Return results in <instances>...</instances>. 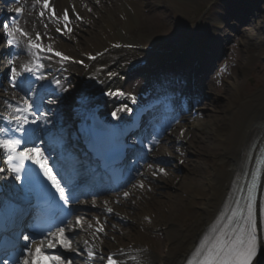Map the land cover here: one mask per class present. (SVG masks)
Instances as JSON below:
<instances>
[{
    "label": "bare ground",
    "instance_id": "bare-ground-1",
    "mask_svg": "<svg viewBox=\"0 0 264 264\" xmlns=\"http://www.w3.org/2000/svg\"><path fill=\"white\" fill-rule=\"evenodd\" d=\"M148 1L149 0H51L50 6L54 7V5H56L58 9H60L59 12L57 11L59 18L60 16L64 17V12L65 10H67L68 18L70 21L66 22L67 26L69 24L72 25L77 19H79L81 23H89L87 27H85L84 23V27H80L77 31H74L73 34L75 35H69L64 32V29L60 28L61 33H63L62 35L64 39H73L79 33H85L86 35L88 34V37L80 36L81 38L83 37L80 44L84 45L87 43L90 46L89 48H92L94 50L96 49V52L94 51L93 53L90 51V49L88 50V52L90 51V53H92L90 56H98L95 58L99 59L98 62L110 61L114 63L113 67H120L122 58L126 55L130 56V54H134L133 52L135 51L130 50L126 53L123 47L125 48V44L127 45V43L125 42L124 44L120 40L113 41V43L119 45V47L115 49L105 50V48H101L105 40L107 41L109 37L108 35L103 34L105 31L103 32L101 27L102 25L108 23L106 14L110 15L114 22L122 27V32H126L128 36L129 34H133L134 32H136L137 29V27H132L133 20L130 18V11L137 14L138 19L140 20V25H142V27H146L150 23L151 19H160L159 14H151V12L154 11V6ZM3 6L5 7V5ZM97 6L102 7L103 12L97 13ZM123 6L124 8H122V12H124L123 14L125 15L126 23L124 25H121L120 8ZM229 6L231 7L230 10L232 12V22L235 21L236 17L240 15L239 13L247 10V5H240L237 8L233 7L232 4H230ZM126 7H128L130 11L125 9ZM1 9L2 6L0 7V12L2 11ZM6 9L7 13H16L17 9L24 10L23 18L20 21V26L22 27V25H24L25 28L22 27V29H24V31L28 34V37L35 40L38 33L40 36L47 38V40H51L52 33L55 32V22L46 17H39L36 12V0H22L19 3H16L15 0H12L8 3V7ZM109 26H111V28H114L112 24H109ZM84 28H88L89 31L85 30ZM262 30L263 29H261L259 26L255 25L254 21H249L246 25L241 26L239 28V31L243 41L242 46L245 49L249 48L251 44H254V42L259 39ZM99 38H105V40H99ZM28 40L29 39L26 37L19 40V55L15 60L16 66L22 67V65L27 63L29 58L33 56L31 51L27 48ZM64 42H60L61 48H69V45ZM113 43H111L110 46ZM133 45H135V43ZM119 48H121L122 50ZM248 52V55H250V57L247 58L246 62H242V68L246 65H249L248 61L253 58V52H250L249 49ZM78 56L80 55L78 54ZM96 64L94 62L91 65V70L83 75L81 83L79 82V80L77 81L73 77L74 69H70L68 66H66V69L63 70V73L60 76H53L54 78H56V81L59 80L60 85L58 86L56 83H50L49 85L56 93L55 96H53V100L56 101L54 105L57 106L56 109H51L49 111L50 113L54 115L64 116L67 122H72L77 125L82 121V119L85 118V115L93 113L95 109L99 107L98 103L93 104L92 100L102 93L100 92V89L106 86L105 82H103L102 79L105 77V74L110 72L104 73L99 71L98 69L104 65L96 66ZM240 85L241 83H239V79L237 77L234 78L232 82H228L225 91L226 95H223L220 98L218 97L219 99H217L216 101L217 106L216 108L214 107V113L212 115L210 114L206 118L204 116L203 119L205 120H203L200 125H195L193 122L194 119L191 116L184 117L185 122L182 123L181 128L186 130V132L182 134L183 136H179V139L182 141H187L188 139L193 140L195 143V148L198 150V155H202L204 151H208L207 153L214 155L216 157L214 163H216V166H218V172H209L208 174L206 173V179L208 182H210L211 185L209 190L204 189L201 186L196 188L198 193L195 194L197 196H202L204 199L203 207L205 213L203 221L196 222L197 235L195 239H192V234L195 231V227L194 230L188 231L186 235H184L185 237H183V239H181L182 237L179 233L174 234L172 232L174 231L173 228L170 227L168 233L169 235H171L173 242H175V248L172 252H170V256H168L167 261L169 264H186L190 257V254L192 253L193 249H195L197 242L201 239L202 235L206 232V230L209 228L211 223L215 220L218 213L220 212L221 207L223 206L227 195L230 192L233 180L245 159L246 152L248 151L251 143L262 132H264V92L255 96H251L250 98H245L244 95H237ZM41 92L44 91H40V94ZM234 93H236V95H234ZM87 96H91V99L89 100L91 101L89 106L86 102ZM74 98L76 99V102ZM214 98L217 97H213L212 93L208 94L206 98H203V106L206 107V103L211 104L212 100H216ZM118 103L119 101L117 99L109 100L108 107L112 108V106H115ZM68 104L73 105L71 106V111H61L59 109V107L64 105L67 106ZM224 106L225 108L228 107L227 110L230 109L227 114V110L223 111L222 109ZM220 113L225 114L224 117L220 116ZM110 115L111 114H109V116ZM226 128H228V132L226 131ZM209 130L210 133L208 132ZM224 143L226 144L223 145ZM222 146L227 147L224 152L221 151ZM157 152H159L160 154L156 156L153 155L154 159L161 158L168 154L175 155V153H180L181 151L171 144H168L167 142L165 145L161 146L159 151ZM78 161H80V159H78ZM165 161H167V159H165ZM190 162L194 163L195 161ZM203 164V162L200 163L199 161L195 165L197 171H195V176L192 177L184 176L182 178L181 176L177 175L174 168L170 166L169 169H166L167 175L160 174L161 177H159L155 174L149 175L142 173L141 176L144 177H141V179H143L144 181V186L153 184L152 191H154L158 189L155 182L158 181L157 183H159L160 181V183H167L170 180L181 177L182 185L185 184L187 187H190V189L195 191V187H193L194 182H200V184H202L203 181V178L201 179L202 174H200L204 172L201 171L204 169ZM150 197L151 196H146V198H144V204L143 202H135L134 200L133 205H126V208H122L123 204H121V206H118L117 203L119 199L116 195H108L96 200H100L110 206L121 208L126 215H132L136 218L141 217V214H139L138 210L141 207L145 206L146 203L151 204L152 208L154 207L156 208V210H160L163 207H168L162 204L161 201L159 202L155 198L152 199ZM166 200L167 203L171 204V210L174 211L179 207L180 203L185 201L182 197H175V199H173L172 197H167ZM93 205L95 204L91 205L93 209L100 208L99 204L95 206ZM159 207L160 209H157ZM142 222L146 224V226L148 225L146 220ZM113 226L117 225L114 224ZM113 226L109 228L110 236L114 237L113 232L114 234H117V232L119 233L118 236L115 237V240L109 241L105 238L102 239L100 238L99 234H95V236L92 238H87V236L84 235V231H89L90 229L87 222H85L84 220L82 229H80L79 234L76 235V239L73 245L74 250L67 252L68 256L78 255V260L82 261L83 249L85 250V248H88L90 246L89 244L94 243L95 239L97 240V246H102L105 249H115V245L118 242L126 241L128 238H132V236H134V232H138L131 226L125 229H119L118 231L115 230ZM73 235H75V233H73ZM185 240H188L186 244H184ZM185 247H188L187 251L181 258H178L179 254L184 251ZM89 250L94 251L93 248H90ZM122 259L125 260L126 258L122 256ZM127 259L130 261V264H153L155 260L148 253H144L143 251L136 253L135 256H130ZM78 260L73 261V264H86L78 262ZM254 264H264V251H262Z\"/></svg>",
    "mask_w": 264,
    "mask_h": 264
},
{
    "label": "rangeland",
    "instance_id": "rangeland-1",
    "mask_svg": "<svg viewBox=\"0 0 264 264\" xmlns=\"http://www.w3.org/2000/svg\"><path fill=\"white\" fill-rule=\"evenodd\" d=\"M256 1L257 4L260 5V9L257 12V18L252 20H255L254 21L255 25L263 29L260 33L261 38L259 37V39L254 42L255 45L251 44L247 49H245L242 46L243 41L240 34H237L236 37H232L231 39H228V41L226 42L228 51L224 59L222 60L223 66L218 70L216 69L214 72H212L211 76L208 77L207 75L203 77V81L205 82L204 88L206 91V95L212 93L213 97L216 96L217 98H214L216 100H212L211 104L206 103L207 104L206 107L203 106L201 108V111L200 110L197 111L198 114L196 117H194V121H193L195 125H200V123H202V121L205 120L203 119L204 116L206 118L210 114L212 115L214 113L215 108L217 106L216 103L217 99H219L223 95H226L225 91L228 82H232L236 77L239 79V83H241L240 87L238 88L239 92H237L238 93L237 95H244L245 98H250L251 96H255L264 92V0H256ZM148 2L153 4L154 6V11L151 12V14H155V15L159 14L160 19L159 20L157 18L151 19L150 23L146 27H142V25H140V20L138 19L137 14L133 13L132 11L129 10L128 7H126L125 9L131 12L130 18L133 20L132 27H137L136 32H134L133 34H129L128 35L129 37L127 36L126 32L124 31L122 32V27L119 26L117 23H115L114 20L108 14H106L108 23L101 26L103 32L105 31L103 34L109 36L107 41L105 40V38L104 39L99 38V40L100 39L105 40V42L101 47L102 49L103 48L109 49L111 48L109 46L111 43H113V41L120 40L123 43L125 42L127 43L125 48L126 53L127 51L130 50L135 51L133 52L135 54L134 58H131V56H127V55L124 56L122 58L123 60L121 66L115 67L114 69L111 70L110 73V75L112 74L117 75V78L114 79L113 82L114 84L111 85L112 86L111 88H108V91L114 92L113 86L115 85L117 86L118 91H122L126 89V93L128 95L127 103L129 101L131 94H136L139 98L142 99L143 94L141 92L137 93L136 90L138 89L140 91L139 86L149 83L148 79L146 78V74L148 73L152 74L157 72L154 71V69L145 70L139 72L131 79L129 78L130 80L128 81L127 72L129 70L130 65H132L138 60L146 59V58L148 59L151 58L152 61H154L153 59L156 58V52H157L156 48H159L160 44H162L160 48L163 49L168 48L167 45H163L166 44L167 42L171 46H173L175 50L183 48L187 43L191 42L192 39L195 38L197 31H199V33H202V40L199 41V50H201L202 47H205L207 45V43L210 41L211 38L216 37L215 39L218 40V36L222 34L220 28L223 26L226 27V24L223 22L225 18L223 17L227 16L226 8L229 5V3L231 4L240 3L237 0H224V1L222 0L219 3L218 7L212 12V14L204 18L205 19L204 22H201L202 19L199 18L200 13L210 2V0H149ZM53 8L58 12L60 10L56 5H54L52 9ZM122 8H124V6L120 8L121 11L120 22L121 25L122 24L124 25L126 22H125V15L123 14L124 12H122ZM97 9H98L97 13L103 12L102 7L97 6ZM41 12L42 11L40 7V2L39 3L37 2V13L40 15ZM242 16L246 18H251V17H247V15L245 14H243ZM84 23H85V27H87L89 24L88 22L81 23L80 20L77 19L74 21L72 25L69 26L71 29L73 28L74 31H77L78 28L84 27ZM109 24H112L114 28H111ZM19 27L22 29L24 25H22V27L19 25ZM57 28H62L61 24L56 23L54 27L55 32L52 33L51 40H47V38L40 36L41 37L40 41H36V39L35 40L31 39V41H34L36 43H41L42 46H44L45 48L51 47L55 52H60L64 56L70 57V60L69 61L62 60L61 58L56 57L48 52H38V50L30 47V40H28L27 48L31 51L33 56L30 57L28 63H26L25 65L29 67H35L38 64L45 66V70H43V74L45 76V80L43 82L45 83V85L43 84L44 86H47L48 83H56V78L54 77L52 78V76L54 75L56 77L60 76L63 73V70L66 69V66H68L70 69H74L73 77L77 81L79 80V82L81 83L82 82L81 78L90 69L89 66L92 62L87 57H89V55H91L94 51L96 52V49L94 50L92 48H89L90 46L87 43L84 45L80 44L83 37H88V34L86 35L85 33H79L73 39L72 38L64 39L63 35H60L59 31H57ZM88 28L87 29L84 28V29L89 31ZM22 30L24 31V29ZM234 32L235 29L229 27L228 29H225L223 35L225 34L226 36V34H233ZM71 35H75V34L72 33ZM80 36L83 37L81 38ZM24 38L25 37L21 36L19 33H16L15 35V39L17 41L18 39H24ZM60 42L67 43L69 45V48L68 47L66 49L61 48ZM134 43L135 45H133ZM89 49L92 53H90V51L88 52ZM248 49L250 52H253L252 56L254 59L251 58V60L248 61L249 65H246L242 68V62H246L247 58L250 57V55H248L249 53ZM78 54L80 56H78ZM195 55L196 52L192 56L195 57ZM77 61L79 62V65L77 64ZM108 63H110V61H105L101 63V65H106ZM15 68L17 69L18 72L22 70L21 73H24L23 71L24 67L22 69H19L17 67ZM234 95H236V93H234ZM70 105L71 104H68L67 106L66 105L61 106L59 107V109L61 111H71ZM222 109L224 111L227 110L228 107L225 108L224 106ZM224 115L225 114L220 113V116L224 117ZM58 118H60L65 123L67 122L63 116H60ZM67 126L70 125L67 124ZM182 131L185 130H183L180 126L177 129H175V131L171 132V134L168 136L169 138L166 139V142H168V144H171L174 147L176 146V148H178L181 151L180 153H175V155H173L176 156L177 159H174V157L171 154H168L167 156L173 157L170 160L168 159L169 160L168 164L166 162L161 163L155 161L153 165L157 168L156 170L147 167L143 171L148 172L150 175L155 174L161 177L160 173L157 170L161 167L165 168L166 170L169 169L171 166L174 168L177 175L181 176L182 178L184 176L192 177L195 176L196 173L195 171H197L195 165L200 161V163L202 162L204 163L203 164L204 169L201 170L204 172L200 173L202 174L201 179L203 178L202 184H200V182H194L193 184V187H195V191H194L190 189V187H187L185 184L182 185V178L178 177L175 178L174 180H170L167 183L166 182L160 183V181L159 183H157L158 181L155 182L157 184L158 189L154 191H152L153 184L152 185L148 184L146 188L143 189L142 192L139 191L140 188H138L137 186L134 187L135 184H131V186L127 189L129 190L130 188H132V192L134 194V197L132 196V198L135 200V202L137 201L141 203L144 201V198H146V196H151L150 198L152 199L155 198L157 201L159 202L161 201L162 204L168 206V207H163L161 205L163 207L162 209H160V207L157 208L160 209L157 210L156 213L157 217L161 213L163 214L165 213L167 215L169 222H177L179 224L178 226H185L187 218H190L191 221L188 227H190L189 229H191L195 226L196 222H201L203 219V214L197 209H193L194 207L193 203L194 202L197 203V205L195 206H199V205L203 206L204 204L201 202H197L195 200L197 198L195 197L196 195L195 193H198L196 188L201 186L204 189H209L207 180L205 178L210 171V166L213 165L214 157L211 154H207L208 151L206 152L204 151L202 155H198L197 154L198 150L195 148V143L193 140L188 139L187 141H183L181 145H177L176 139L177 137H179L178 135H180ZM208 132L210 133V130ZM223 147L225 148V146ZM164 158H166V156ZM190 161H195L196 163L195 162L191 163ZM139 184L141 185V182H139ZM173 185L178 187L179 190L175 191L174 189H172L171 186ZM129 197L130 196H128L127 198L125 197L120 198L123 200L122 208H125L126 205H130V206L133 205L134 200L131 201ZM167 197H172L173 199H175V197L176 198L182 197L185 201L180 203L179 207L174 211L171 210V204L167 203L166 200ZM144 203L145 202H143V204ZM148 206L152 207L151 204H148L147 207ZM147 207L145 208V210L149 209ZM143 209L141 207L139 211H141L142 213L145 212V210ZM117 211H119L117 213H121V214L124 213L121 208H117ZM124 216L126 217V215ZM128 219L130 220L131 218H127V220ZM127 224L129 225L125 226L124 221H122L119 226L121 227L124 226L125 229V228H129L130 225H133L131 222L128 221ZM135 229L137 230L136 227ZM139 238L141 240L150 241V243L154 245L160 244L164 249L166 248L164 236L162 235L154 236L150 232L148 233L147 231H143V233L142 232L140 233V231L134 233V236H132V238L130 237L126 241H120L118 244L125 245L128 242H132ZM185 251L186 250H184V252ZM159 260L161 259L157 258L156 264H158Z\"/></svg>",
    "mask_w": 264,
    "mask_h": 264
},
{
    "label": "snow or ice",
    "instance_id": "snow-or-ice-1",
    "mask_svg": "<svg viewBox=\"0 0 264 264\" xmlns=\"http://www.w3.org/2000/svg\"><path fill=\"white\" fill-rule=\"evenodd\" d=\"M37 2L39 3L41 0H37ZM49 6V0H43V7L47 9ZM16 11L19 14L23 10L17 9ZM40 15L43 16V12ZM52 15L55 16L54 9ZM64 20L70 22L67 10L64 12ZM0 28L5 30V43L9 47L18 45L15 35L19 33L28 38L30 47L38 52H48L62 60L70 59L60 52H55L51 47L45 48L41 43L31 41V38L19 27L15 19L11 21V28L9 24L0 25ZM65 28L67 29V24H65ZM57 31H61V29L57 28ZM67 31L70 32L71 29H67ZM35 39L36 41L41 40L38 33ZM91 58L95 59V57ZM41 67L42 65L38 64L36 69H33L25 65L23 71L34 76L36 80H43L45 79L43 73L36 74V70ZM9 72L8 79L11 87L24 91L27 98L28 93L35 87L33 82L24 79L18 84L17 77L21 74L15 67H11ZM56 84L60 85L59 80L56 81ZM107 95L123 96L125 94L122 91H116L108 92ZM55 102L53 99L47 101L49 104ZM126 110L131 112L126 104L122 105L112 111L111 116L113 119H120L118 113ZM15 112L17 113L16 125L11 132L18 135L9 134L8 130H4V136L0 138V165H6V167L0 166V174L6 176V173L10 172L12 179L20 185L18 191L33 193L36 198L33 201L25 196L24 199L28 201V206L17 205L19 209L17 227L21 231L15 240L22 241V243L13 244L17 250L5 257H0V264H73L72 258L65 253L74 250L76 235L82 229L85 219L78 212L73 211V205L80 203L77 183L72 177L64 175L58 165L51 164L49 150L40 146L43 143L41 133L44 132V135H48V131L41 127V125L49 123L46 114L42 110L40 114H37L33 103L28 99H25L23 106L17 105ZM29 125L35 127L29 128ZM121 134L117 129L110 127L104 136L113 137ZM31 165L35 167H31ZM157 171L167 175L163 167ZM140 187H143V184ZM254 188L255 182L253 181ZM249 193L244 210L237 209L233 213L234 217H240L238 223L235 220L232 222L236 225L235 228L230 226L227 230L220 232L210 247L198 251L197 255L202 258L197 264H254L264 240L259 235L254 192L249 190ZM129 195L128 192L124 193L125 198ZM108 212L111 213L112 209L109 208ZM96 223L99 225L98 220ZM89 227L92 225L90 224ZM32 230H38L39 239L35 237ZM102 231V226L95 228V232ZM87 255L93 258L96 253L88 250ZM106 259L108 264H119L118 259L114 256L109 255Z\"/></svg>",
    "mask_w": 264,
    "mask_h": 264
}]
</instances>
